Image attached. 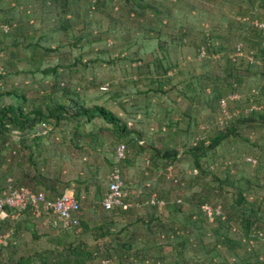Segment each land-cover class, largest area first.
I'll list each match as a JSON object with an SVG mask.
<instances>
[{"label": "trees", "instance_id": "16d2710c", "mask_svg": "<svg viewBox=\"0 0 264 264\" xmlns=\"http://www.w3.org/2000/svg\"><path fill=\"white\" fill-rule=\"evenodd\" d=\"M255 22L264 0H0V197L77 201L69 227L5 206L0 264H264Z\"/></svg>", "mask_w": 264, "mask_h": 264}, {"label": "built area", "instance_id": "2783aa9c", "mask_svg": "<svg viewBox=\"0 0 264 264\" xmlns=\"http://www.w3.org/2000/svg\"><path fill=\"white\" fill-rule=\"evenodd\" d=\"M262 30L264 34V22H255ZM237 97L236 94L232 95V98ZM124 145H121L118 148L119 156H122L124 152ZM250 160V158H248ZM121 179L119 172L116 170L110 175V183L109 188L106 192L104 199L102 200V204L105 208L110 209L116 206H125L123 202L124 193L121 190ZM43 202V209L52 211L55 213L56 217L53 220V225H62L63 227H69L71 224V211L77 208V201L74 197V193L72 189H67L62 195L58 196L54 200H46L43 193L35 194L27 187L20 188H11L8 193H6L3 197H0V212H2L5 206L15 209V210H23L27 203L31 202L36 207V213L39 214V202ZM151 203H155V197L153 196L150 200ZM163 204V202H160ZM207 214L212 216L213 209L210 206L204 207ZM216 212H219V208L217 207ZM17 213L11 214V218H16ZM6 234H0V246L2 244L3 239L6 237Z\"/></svg>", "mask_w": 264, "mask_h": 264}]
</instances>
